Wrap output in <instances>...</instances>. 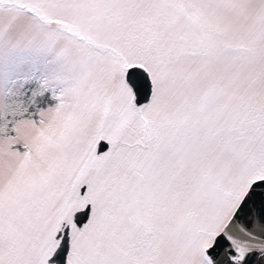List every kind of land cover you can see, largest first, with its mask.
<instances>
[{
    "label": "snow or ice",
    "instance_id": "1",
    "mask_svg": "<svg viewBox=\"0 0 264 264\" xmlns=\"http://www.w3.org/2000/svg\"><path fill=\"white\" fill-rule=\"evenodd\" d=\"M264 264V0H0V264Z\"/></svg>",
    "mask_w": 264,
    "mask_h": 264
},
{
    "label": "water",
    "instance_id": "2",
    "mask_svg": "<svg viewBox=\"0 0 264 264\" xmlns=\"http://www.w3.org/2000/svg\"><path fill=\"white\" fill-rule=\"evenodd\" d=\"M250 264H257V259H253L252 261H250Z\"/></svg>",
    "mask_w": 264,
    "mask_h": 264
}]
</instances>
